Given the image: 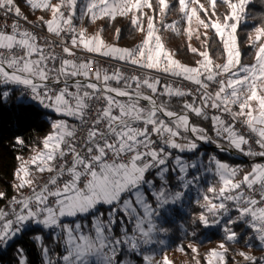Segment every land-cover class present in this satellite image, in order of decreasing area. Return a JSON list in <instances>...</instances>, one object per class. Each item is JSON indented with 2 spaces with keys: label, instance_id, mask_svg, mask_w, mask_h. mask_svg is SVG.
<instances>
[{
  "label": "snow or ice",
  "instance_id": "6c2138e0",
  "mask_svg": "<svg viewBox=\"0 0 264 264\" xmlns=\"http://www.w3.org/2000/svg\"><path fill=\"white\" fill-rule=\"evenodd\" d=\"M250 2L176 0L188 50L200 57L189 66L175 58L157 27L159 22L180 34L177 21L163 20L173 10L172 0H25L33 11L50 13L48 19L39 17L35 26L58 38L51 41L21 25L28 18L17 0H0V17L16 18L10 30L7 23L0 26V104L14 96L17 103H25L27 95L65 117H46L51 131L40 141L42 147L33 148L29 159L17 157L15 195L9 199L0 191V200L9 199L7 210L0 209V250L14 247L17 264H27L18 244L31 233L43 264H132L136 255L144 264H174L167 254L157 261L150 253L156 245L168 246L171 229L164 224L176 223L177 207L185 212L187 192L193 187L202 210L191 213L190 233L185 224L179 228L194 238L196 226L216 227L223 234L204 257L206 264H227L234 251L229 246L245 239L234 228L238 224L250 230L248 248L255 240L264 249V163H254L241 177L242 166L216 155L205 160L199 151L203 142L222 152L233 149L245 157L264 158V24L248 34L255 48L251 64L242 62L237 35ZM219 5L225 7L223 13ZM117 17L127 18L143 34L138 45L108 44L102 30L88 35L74 23ZM119 33L117 28V39ZM193 38L203 50L192 46ZM213 38L221 45L222 63L208 51ZM57 46L63 55L55 51ZM76 49L181 78L196 88L162 84L160 76L127 75L120 68L110 72L91 58L78 57ZM213 84L215 91L210 90ZM174 98L181 100L179 110L172 107ZM209 109L215 113L209 115ZM193 116L210 120L215 139L208 128L193 122ZM15 142L25 145L19 136ZM37 173L49 175L38 183ZM208 174L215 181H205L204 187L201 181ZM45 232L62 253L44 244ZM187 247L194 264H201L199 249L191 243ZM178 250L184 252L185 246ZM236 255L243 264H264V256L243 250Z\"/></svg>",
  "mask_w": 264,
  "mask_h": 264
},
{
  "label": "trees",
  "instance_id": "16d2710c",
  "mask_svg": "<svg viewBox=\"0 0 264 264\" xmlns=\"http://www.w3.org/2000/svg\"><path fill=\"white\" fill-rule=\"evenodd\" d=\"M56 2L57 0L52 1V3ZM175 2L176 0H172L174 5L173 10L164 17V20L168 23L177 21V27L181 29V32L180 34H177L171 30L163 29L162 26H160V34L163 41H165L168 45L169 49L175 53L176 59L186 65L195 66V62L199 60L200 57L188 50L187 37L183 33V28L186 25L175 10ZM202 2L206 3V0H202ZM17 3L21 7V10L24 11L30 19H38L41 16H43L45 19L50 18V13L40 10L33 11L25 3V0H17ZM218 9L220 13L225 11V7L223 5H219ZM247 11L249 13L247 20L246 22H241L237 29V35L242 52V62L245 64H251L254 62L255 48L249 45L248 34L253 32L255 27L264 24V0H251L247 7ZM89 24L90 23L88 21L85 22L86 27ZM95 27L98 29L97 31L102 30V37H105L107 32H112L115 36L114 43L120 47H135L139 44L143 37V34L136 31L130 24L129 20L123 17H117L115 20H98L95 22ZM117 28L120 29L118 39L116 36ZM87 33L88 35L95 34L91 31H87ZM209 36H212L211 32H209ZM191 44L192 46L203 50L199 40L193 38ZM209 45L208 51L214 61L216 63H222L223 57L221 55V45L218 43V38L211 39ZM17 95H19V91L17 92ZM24 99L26 101L25 103H17L14 96L8 103L0 104V191H5L7 196L12 194L14 191L12 185L16 181L14 180L13 173L18 168L20 163L17 157L22 156L24 159H29L33 154L32 149L41 148L42 144H40V141L51 131L49 120L46 119V117H50L51 119L64 118L42 108L37 102L29 100L26 95ZM183 99L190 100L191 97H185ZM180 103V98H174L172 101L173 109L179 110ZM192 119L194 123L208 128L209 134L213 135V138L215 139L214 133L211 131L210 120H203L195 116H193ZM70 121L71 119H69V122ZM18 136L25 140L24 146H19L16 144L15 138ZM220 143L225 144V147H227L224 141H220ZM212 145L215 144L204 145L201 143L199 151L205 154L204 159L206 160L208 155H216L217 158L229 163L232 166L240 165L243 169L240 174L241 177L243 172L249 171L254 163L264 162V158L260 159V157H245L242 155L243 159L237 158L236 156L228 154L226 151H220L218 148H215ZM185 155L191 158L190 154ZM44 174L37 173V181ZM205 181L214 182L215 177H204V179L201 181V184L204 187H207ZM198 198H200V196L198 195L197 190H193V188L188 190L187 199L184 203L185 212L181 213L177 207L175 210L176 223H172V221L169 220L164 224L165 228L171 229L169 234L171 244L174 246L181 244L185 246V251L183 254L187 255V257L185 260H183V258L180 259L181 262H179V264H194V261L192 260L193 253L191 252V249L187 247L189 243L194 244L199 249L198 258L200 259L201 264H206L204 257L206 256L208 250L215 247L217 243L223 239L222 232L216 227L204 228L201 226H196L197 236L195 238L191 235H185L184 232L179 228L180 224H185L188 232L190 233L192 231V226L190 225V215L193 212L202 210L195 203L196 199ZM4 200H0V206ZM232 215L235 216L236 213L233 212ZM234 228L237 232H240L245 237V239L247 235L250 234V230L247 229L243 224L235 225ZM31 235V233L25 235L19 242L18 246L24 249L27 264H43L39 243L34 242L31 239ZM245 239H241L239 243L229 246L230 249H234V251L230 250L227 258V264H234L236 262L238 258L236 252L240 250L250 252L252 254H256L257 252L264 250L258 246L255 240L252 241L253 247L248 248L245 244ZM44 244L54 251H59L61 253L63 252V248H57L56 244L52 241L47 232L44 233ZM233 257H235V260H233ZM0 264H17L16 251L14 247H9L7 250L0 251Z\"/></svg>",
  "mask_w": 264,
  "mask_h": 264
},
{
  "label": "built area",
  "instance_id": "2783aa9c",
  "mask_svg": "<svg viewBox=\"0 0 264 264\" xmlns=\"http://www.w3.org/2000/svg\"><path fill=\"white\" fill-rule=\"evenodd\" d=\"M22 13L24 15H26L24 11H22ZM27 18H28V16H27ZM13 19H16V18L14 16H10V17H8L7 20H5L4 18L0 17V26H3L5 23H7L9 25V30H10V25H11V22H12ZM28 22H31V23H28ZM28 22H25V21H22V20L20 21V23H21V25L23 27L28 28L29 30L36 32L42 38V40L43 39H47V40L51 41V40L58 39V38L54 37L52 34L47 33L46 28H44L42 26L41 27H36L35 25L39 24V20L38 19H30V18H28ZM74 23L78 27L79 23H78L77 19L74 21ZM55 51L58 54L63 55L62 52H61V48L59 46H57L55 48ZM75 51H76V54H77L78 57L85 58V59L86 58H91V59L95 60L100 66H102L103 68L107 69L110 72L111 71H115L116 68H120L127 75L141 74V75H148L150 77L160 76L162 84L163 83H172L174 86H177V87H180V88H192V89L196 88V85L191 84L189 81L183 80L181 78L172 77L170 75H166V74L159 73V72H156V71H148V70H145V69H138V68H135V67L130 66V65H125L124 63L119 62L117 60H114V59H111V58H108V57H103V56H101L99 54L87 53L86 51H84L82 49H76ZM215 89H216V85L213 84L210 87V90L211 91H215ZM208 112H209V115H212V114L215 113V110L209 109ZM224 119L230 122V117L224 116ZM69 123L70 124H75L76 121L71 119V121ZM238 129L241 130L242 132H244L245 134H247L246 129H243L242 126L238 125ZM81 134L82 133L78 132L77 133L78 137ZM237 158H243V156L238 154ZM58 163H59V161H58ZM48 175H49L48 173H45L37 182L38 183H43ZM24 191H25V194L28 193L27 189H25ZM13 195H15V191H13V193L10 194L7 197L10 199ZM9 199H5L4 200V202L0 206V209L7 210V205L9 203ZM254 255H256L258 257L259 256H264V250H261V251L257 252Z\"/></svg>",
  "mask_w": 264,
  "mask_h": 264
},
{
  "label": "rangeland",
  "instance_id": "374dc122",
  "mask_svg": "<svg viewBox=\"0 0 264 264\" xmlns=\"http://www.w3.org/2000/svg\"><path fill=\"white\" fill-rule=\"evenodd\" d=\"M52 1H54V0H52ZM163 20H164V18H163ZM86 21H88L90 23L87 27L85 26V22ZM78 23H79L78 28L83 27V28H86L87 31H91V32H94V33L98 32L97 31L98 29L95 27V23L91 22L90 20L85 19L84 21H80L78 19ZM164 23H168V22L164 20ZM160 26H161L160 23L157 22V27H160ZM193 27H195V24H193ZM201 31H203V30L201 29ZM103 39L108 44L117 45L116 43H114L115 36H114V34L112 32H107V35L105 37H103ZM141 40H140V42H141ZM164 43H165L166 47L169 49V47H168V45L166 44L165 41H164ZM142 103H144V102H142ZM61 119H65V117L61 118ZM66 119H68V122H69V119H71V118H66ZM201 143L204 144V145L208 144V143H203V142H201ZM262 163H264V162H262ZM205 177H213V176L211 174H208ZM193 190H197L196 187H193ZM129 228H131V225H129ZM178 246L179 245H175L174 246L173 244H171L170 235H169V237H168V246L167 247H162L160 245H156L154 247V249L152 250V253H150V254H154V259L157 260V261H160L162 259L163 255L167 254L169 259L174 261V264H179V262H181L180 259L183 258V260H185L187 255H184L183 252L179 251L178 250ZM137 256L138 255L131 257L132 264H144V262L142 260V257L141 256L137 257ZM124 258L127 259L128 257H124ZM237 262H240V264H243L242 258L238 256V258H237V260H236V262L234 264H236Z\"/></svg>",
  "mask_w": 264,
  "mask_h": 264
},
{
  "label": "water",
  "instance_id": "95a60500",
  "mask_svg": "<svg viewBox=\"0 0 264 264\" xmlns=\"http://www.w3.org/2000/svg\"><path fill=\"white\" fill-rule=\"evenodd\" d=\"M206 145H208V144H206ZM212 146L215 147V148H217L216 145H212ZM226 152H228V154L233 155V156H236V157L238 155L233 149H228Z\"/></svg>",
  "mask_w": 264,
  "mask_h": 264
},
{
  "label": "crops",
  "instance_id": "0c3cea01",
  "mask_svg": "<svg viewBox=\"0 0 264 264\" xmlns=\"http://www.w3.org/2000/svg\"><path fill=\"white\" fill-rule=\"evenodd\" d=\"M83 50V49H82ZM262 159V158H261Z\"/></svg>",
  "mask_w": 264,
  "mask_h": 264
}]
</instances>
